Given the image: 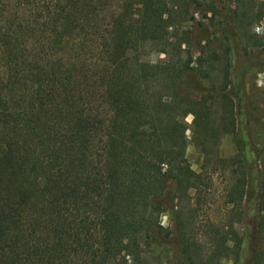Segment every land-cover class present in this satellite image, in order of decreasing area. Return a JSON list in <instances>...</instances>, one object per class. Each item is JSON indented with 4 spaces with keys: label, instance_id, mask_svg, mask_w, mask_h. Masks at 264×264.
<instances>
[{
    "label": "trees",
    "instance_id": "1",
    "mask_svg": "<svg viewBox=\"0 0 264 264\" xmlns=\"http://www.w3.org/2000/svg\"><path fill=\"white\" fill-rule=\"evenodd\" d=\"M200 6L124 0L107 13L105 0H0V264H151L162 244L180 264H238L264 236V143L249 133L244 81L264 54V0L209 4L221 37L202 45L206 36L179 30ZM118 24L128 26L123 57ZM143 46L163 57L141 59ZM188 114L199 171L184 155ZM224 135L228 158L216 152ZM216 165L230 172L227 223L194 226L202 169Z\"/></svg>",
    "mask_w": 264,
    "mask_h": 264
},
{
    "label": "rangeland",
    "instance_id": "2",
    "mask_svg": "<svg viewBox=\"0 0 264 264\" xmlns=\"http://www.w3.org/2000/svg\"><path fill=\"white\" fill-rule=\"evenodd\" d=\"M10 2L11 7H16L17 0H7ZM124 0H105L107 4V13H110L116 7H119L120 4L123 3ZM168 2L174 0H167ZM200 8L191 7L189 10V15L192 16V19L187 18L181 23V27L179 30L188 31L191 37H197L200 39L202 36H206V38L200 42V45L205 42H211L219 37H221L220 29L222 27L223 20L219 17L218 13L205 12V9L209 4H213L216 8V11L220 9V6L223 4V0H204L201 1ZM19 6V5H18ZM233 7V5H230ZM262 23L256 24L253 27V31L256 33H260L262 31ZM128 32V26L125 24H118L116 26V33L119 37V46L118 53L120 56H126L129 54L126 47V36ZM199 45V46H200ZM233 46L235 51L238 53L236 57V61L238 65H242L243 57H241V43L237 37L233 39ZM185 47V46H184ZM214 45V56L221 54V50L216 48ZM198 46L191 47L192 58H194L199 51ZM139 55L141 59L145 61L154 62L163 57L162 54L154 51V48H150V46H143L139 49ZM255 52V50H252ZM92 53V51L90 52ZM263 62L264 63V54H260L258 57L252 59V63L254 68L248 70L244 75V81L248 87L247 89V111L250 116L249 122V133L253 138L254 142L257 144L264 143V133L261 130L260 126L264 122V70L259 69L257 64ZM215 68L219 67L218 61L214 62ZM191 66H195V63H191ZM217 73L216 70L213 71L212 75ZM187 99L191 97L188 94ZM191 115L188 114L184 117L185 123L188 125V129L185 131L186 135V146L184 155L191 169L194 171H199L202 155L198 151V149L194 146L191 141V132H190V121ZM216 152L219 157H231L234 152V146L232 144V138L230 135L221 136L219 142L216 146ZM203 176L206 181V189H205V202L200 205V209L197 212L194 220V226H204L203 224L215 223V224H224L227 223V209L229 206L223 203V193L226 182L228 180V176L230 172L226 168H221L220 166H205L202 169ZM160 222L163 226L170 227L172 225L171 221L167 214H162L160 216ZM234 229L237 233L243 232L242 228L239 227L238 224L234 223ZM193 232L196 235H201L202 229L194 228ZM199 237V236H198ZM201 241L206 243L202 236L199 237ZM253 242L250 241L249 245L246 247L242 262L238 264H264V236L261 238L252 237ZM206 245V244H205ZM147 260L151 264H180V259L175 255L174 251L168 245H159L152 246L148 250ZM220 264H232V257L228 256L220 260Z\"/></svg>",
    "mask_w": 264,
    "mask_h": 264
}]
</instances>
